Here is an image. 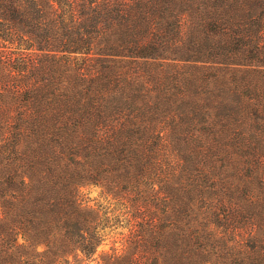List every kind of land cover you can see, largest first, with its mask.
Instances as JSON below:
<instances>
[{
  "label": "trees",
  "instance_id": "obj_1",
  "mask_svg": "<svg viewBox=\"0 0 264 264\" xmlns=\"http://www.w3.org/2000/svg\"><path fill=\"white\" fill-rule=\"evenodd\" d=\"M0 264H264V0H0Z\"/></svg>",
  "mask_w": 264,
  "mask_h": 264
},
{
  "label": "rangeland",
  "instance_id": "obj_2",
  "mask_svg": "<svg viewBox=\"0 0 264 264\" xmlns=\"http://www.w3.org/2000/svg\"><path fill=\"white\" fill-rule=\"evenodd\" d=\"M84 191L87 192L90 197H97L101 193L97 186H85Z\"/></svg>",
  "mask_w": 264,
  "mask_h": 264
}]
</instances>
